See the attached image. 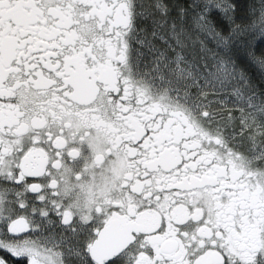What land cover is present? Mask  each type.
Listing matches in <instances>:
<instances>
[{
  "label": "snow or ice",
  "instance_id": "6c2138e0",
  "mask_svg": "<svg viewBox=\"0 0 264 264\" xmlns=\"http://www.w3.org/2000/svg\"><path fill=\"white\" fill-rule=\"evenodd\" d=\"M0 264H264V0H0Z\"/></svg>",
  "mask_w": 264,
  "mask_h": 264
}]
</instances>
